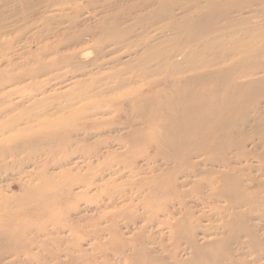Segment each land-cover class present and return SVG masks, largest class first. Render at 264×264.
<instances>
[{"label":"rangeland","instance_id":"obj_1","mask_svg":"<svg viewBox=\"0 0 264 264\" xmlns=\"http://www.w3.org/2000/svg\"><path fill=\"white\" fill-rule=\"evenodd\" d=\"M263 1L182 0L168 13L162 0H0V264H264V131L254 125V113L264 119V86L238 102L232 93L229 104L228 79L190 95L205 105L217 99L219 109L207 113L246 124L232 134L239 146L214 157L203 142L207 160L181 161L177 190L154 183L160 171L125 170L132 155L124 137L142 125L119 113L136 91L154 93L161 79L176 78L172 71L188 73L191 52L209 63L233 51L234 60L238 49L227 43L259 42L244 30L259 38ZM221 29L233 33L203 50ZM248 98H260L258 112L251 102L236 107ZM156 144L150 136L132 149L138 169ZM222 157L238 175L230 184L236 200L220 194ZM39 228L49 239L31 238Z\"/></svg>","mask_w":264,"mask_h":264},{"label":"bare ground","instance_id":"obj_2","mask_svg":"<svg viewBox=\"0 0 264 264\" xmlns=\"http://www.w3.org/2000/svg\"><path fill=\"white\" fill-rule=\"evenodd\" d=\"M162 1L163 2L160 5V10L170 13V10L173 8L172 5L182 0H174V2H168L165 0ZM211 2L212 1H209L208 7H210ZM258 13L259 15L263 16V20H264V1L262 2V6L260 7ZM196 24H200V22H197ZM194 25H192L191 28ZM223 30L226 29H221V31ZM246 31L253 33L255 30L245 29L244 33L248 37L250 36L256 41L260 39V41L259 42L252 41L251 43H249L250 45L241 41L242 40L241 38L235 41H230L229 43L226 42L228 45V49L230 50L238 49L237 52L238 55L236 54V58H234V60L230 59L231 57L228 56L229 52H233V51L227 52L221 58L220 57L217 58L218 56L217 55L216 58L209 63L208 62L206 63L202 60L197 61L195 59L194 52H191L193 54H189V57L187 58V61L191 64V66L188 68L189 71L188 73L182 75L180 74V72L175 73V71H172L171 77H176V78L170 79L167 77L163 80L161 79L162 81L161 80L159 82L157 81L158 84L156 85L158 87H156L157 90L154 89L155 90L154 93L147 92L140 95L139 92L137 93L136 91V93L133 94L134 97L129 101H127L128 98L127 95H121L117 97L118 101H121L123 103H125L126 101L128 102L123 104V108H119V113L124 114V116L126 117L125 118L126 124L142 125V127H138V129L140 130L138 131L132 130L130 132H127L126 136L124 137L123 141L129 145L127 155L129 156L132 155L131 162H129V164H127L126 166L125 163L123 164L125 166V167L123 166L125 170H127L128 172L129 171L135 172L136 174H141V173L146 174L147 173L146 170L150 171L151 173L160 171L159 174H157V176L155 177L156 179L154 183L160 182L163 185L170 184V187L172 189L177 190L181 186V184H178L176 179V173L179 172L181 168V161L191 160L192 158H195V156L196 157L204 156V160H207L206 158L207 151H205L201 147V144L203 142L210 144L213 147V149H215L214 150L215 154L213 155L214 157H217L218 154L221 153V151L219 150L222 149L227 150L228 148H234L242 144V142L238 140V136L233 138L232 134L233 132L237 134L238 130L239 133L244 130V126L246 124L245 120L242 121V119H239L237 117L235 119H230L229 115L231 113H223V114H227L225 117L226 119L225 118L222 119V116L214 117L215 114H219V113H207V109L208 110L214 109L215 111H217V109H219V107L216 105L217 99L213 101V105L209 103L205 105L204 102L198 99L191 98L190 95H192L193 93L208 94L209 92H211V89L208 88L207 85L209 84L215 85L216 81L222 82L228 79L226 82L228 88L231 90V94L228 95L229 98L226 104H229L232 102L231 101V98L233 97L232 93L238 94L237 96H235L238 102L239 96L244 94L246 91L248 92L250 90L248 95H251L253 94L254 88L264 86V62L259 59L260 57H264V29L263 30L260 29L259 38L256 35L253 36L249 35ZM232 33L233 31L226 30L223 31L222 33L211 34L214 36V38H211L209 41L207 40L206 42H204V45H202L204 47L203 50L216 48L217 45L211 44L212 43L211 40H214L215 38L222 35L225 36V34L229 36ZM194 37H196L195 32H191V34L189 33V38L183 41L184 44H186L188 40L191 41ZM109 39L112 38L110 37ZM107 40L108 39H106L105 41ZM198 40H194V41H198ZM215 53H217V51H215ZM248 57L251 58L248 59ZM228 60H230L232 63L229 65L228 68H226L223 66V63ZM180 75L182 76V78L178 79ZM257 75H262V76L257 77ZM253 77H257V78H253ZM124 81H125L124 79L120 80V82L118 81V85L119 86L123 85L122 83ZM160 84L161 86L163 84L164 87L158 89L160 87ZM226 91L228 92V89L225 87L223 89L222 94L219 97L226 96ZM260 92H263V90H260ZM254 98H248L242 103L236 105V107L243 108L242 105L243 103L245 107L247 106L248 103L251 102L250 111L258 112L259 107L257 105V102L260 98L257 99ZM249 99L251 100L248 101ZM179 101H183V104L178 109L177 104L179 103ZM254 114H255L254 125L257 128H259V131L261 129L262 131H264V119L260 118V116H263V114L261 113H254ZM217 118L220 119L222 122H220V120L217 121L216 120ZM206 133L208 134L206 135ZM150 136L155 137L157 140V144L154 148V155L143 158L145 162V169H141V168L138 169V160L141 157L140 156L138 157V155L135 152H133L134 150L132 149L144 145L145 141H147V139ZM263 137L264 136H262V138ZM114 141H116L117 143L121 142L116 139ZM103 144L105 143L103 142ZM10 151L14 152V150H10ZM17 152L18 151L14 152L10 156L17 155ZM158 161L161 162L165 168L164 167L160 168L158 167L159 165L158 166L153 165L155 163H158ZM173 162H175V165L173 166L172 170L171 171L166 170L169 167V164ZM221 163L223 166V170H221L220 174L223 179L220 185V194L221 196L229 199L230 201L236 200L239 193L231 191L230 184L232 183L233 180H235V178H238L237 177L238 175L237 174L233 175L226 170L230 165V162L228 161L227 158L222 157ZM200 165L199 164L193 165V170H198ZM208 172L210 174L212 173L211 171ZM208 172L204 171V173H208ZM189 173L191 175H195L194 171L192 170H190L188 174ZM198 174L199 173H197L196 175ZM144 183L145 182H143L142 184ZM158 187H159L158 185H155V192L157 194H160L161 190H157ZM197 187H200V184H198L196 188ZM218 192H219V188H218ZM156 193H154L153 190H151L152 195ZM254 194L255 192L248 193L247 196H244L242 205H246L247 208L255 205L257 198L252 203H249L247 201V199L252 197ZM44 231L45 229L43 230H41V228L37 229V231L35 232V234L32 235L31 238L33 239L35 238L39 239L42 237L48 238L49 235L47 233H44ZM55 238H57V236L53 237L52 239L54 240ZM40 242L44 243L45 241H40ZM193 248L195 251L205 250V248L201 249L196 245H193Z\"/></svg>","mask_w":264,"mask_h":264}]
</instances>
